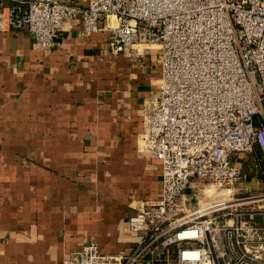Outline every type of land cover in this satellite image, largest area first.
I'll use <instances>...</instances> for the list:
<instances>
[{"label":"built area","instance_id":"1","mask_svg":"<svg viewBox=\"0 0 264 264\" xmlns=\"http://www.w3.org/2000/svg\"><path fill=\"white\" fill-rule=\"evenodd\" d=\"M3 1L0 30L25 27L40 49L79 18L114 54L159 51L137 149L159 160L160 195L131 202L129 251L91 241L62 264H151L171 247L174 264H264V0Z\"/></svg>","mask_w":264,"mask_h":264},{"label":"crops","instance_id":"2","mask_svg":"<svg viewBox=\"0 0 264 264\" xmlns=\"http://www.w3.org/2000/svg\"><path fill=\"white\" fill-rule=\"evenodd\" d=\"M80 30L66 23L49 49L25 27L0 30V264H62L91 241L129 251L131 202L160 195V162L137 149L159 51L129 58L108 32Z\"/></svg>","mask_w":264,"mask_h":264},{"label":"rangeland","instance_id":"3","mask_svg":"<svg viewBox=\"0 0 264 264\" xmlns=\"http://www.w3.org/2000/svg\"><path fill=\"white\" fill-rule=\"evenodd\" d=\"M256 155H257V152H252L251 154H245V156H247V158L246 159H244V160H242V162H244V163H246V160L248 159V160H250L251 161V159L252 160H254L255 158H256ZM247 164V163H246ZM200 192V191H199ZM205 199H210V197L209 196H205L204 197Z\"/></svg>","mask_w":264,"mask_h":264},{"label":"trees","instance_id":"4","mask_svg":"<svg viewBox=\"0 0 264 264\" xmlns=\"http://www.w3.org/2000/svg\"><path fill=\"white\" fill-rule=\"evenodd\" d=\"M173 250H174V247H171V248H170V252L172 253L171 256H173V252H174ZM155 261H156V260H155ZM155 261H154V262H155Z\"/></svg>","mask_w":264,"mask_h":264}]
</instances>
